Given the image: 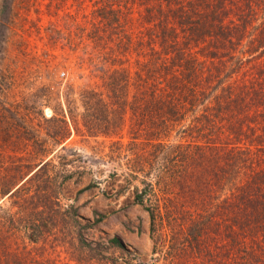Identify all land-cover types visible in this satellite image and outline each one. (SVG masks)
<instances>
[{"label":"rangeland","instance_id":"1","mask_svg":"<svg viewBox=\"0 0 264 264\" xmlns=\"http://www.w3.org/2000/svg\"><path fill=\"white\" fill-rule=\"evenodd\" d=\"M248 1L260 16L250 28L243 24ZM139 76L180 99L193 98V87L209 92L206 105L227 84L236 101L251 82L264 89V0H0V248L26 243L27 264H77L52 231L43 230L39 244L24 233L35 218L51 230L59 202L61 215L70 211L59 225L67 229L73 216L82 226L74 236H116L151 259L150 216L135 198L150 177H133L127 163L105 157L118 138L127 144L123 159L147 145L148 125L135 109ZM175 78L180 89L169 86ZM119 100L125 110L116 108ZM251 102L225 112L263 120V103ZM202 109L179 108L184 120L166 139L182 141L181 128ZM107 121L120 126L114 138L97 133Z\"/></svg>","mask_w":264,"mask_h":264},{"label":"trees","instance_id":"2","mask_svg":"<svg viewBox=\"0 0 264 264\" xmlns=\"http://www.w3.org/2000/svg\"><path fill=\"white\" fill-rule=\"evenodd\" d=\"M247 6L249 11L243 12V24L250 28L260 16L249 1ZM222 15V11L215 13L216 22L220 23ZM108 77L105 74V78ZM139 77L134 83L139 94L135 109L137 107L140 117L146 119L150 134L145 139L147 145L123 159L127 144L118 138L111 142L112 154L105 157L112 161L114 157L119 158L115 161L127 163L133 177L141 174L150 177L142 180V188L135 187V198L150 216L151 259L141 260L138 253L116 236L88 240L80 230L75 231L74 236L73 228L82 226L73 216L72 225L67 229L59 225V219L63 221L64 214L70 212L67 210L61 215L59 212L64 206L59 202L56 204L59 216L51 222V230L45 221L35 218L30 229L24 232L26 239L39 244V234L45 229L52 231L55 239L67 247L70 261L77 264H264V109L260 121L255 112L242 120L239 119L241 114L226 113L232 110L234 102L237 109L243 102L248 103L247 108L253 106L252 98L264 105L261 81L243 86V93L254 94L249 100L243 96L246 94H241L236 101L234 97L238 92L227 84L222 93H216L213 102L206 105L201 104V99L209 92L201 96L193 87L190 88L193 98L180 99L170 92L158 93L155 83L151 85ZM169 86L180 89L181 84L175 78L170 79ZM144 91L147 96H140ZM115 103L121 110L127 107L125 100ZM105 104L107 112H111L113 103ZM200 105H203L202 112L179 132L183 140L175 144L170 138L166 139L172 127L184 120L185 114H180L179 108L193 112ZM115 110L114 107L112 111ZM86 128L91 135H97L90 126ZM102 128L98 134L114 138L120 126L107 121ZM144 129L141 124L137 134ZM198 132L202 133L201 138ZM128 145L134 146L132 141ZM127 149L128 153L133 151L132 147ZM64 221L67 224L70 220ZM16 224L22 225L15 222L13 228ZM8 247L9 244L4 243L0 248V264H27V258L32 257L33 251L26 243L12 250Z\"/></svg>","mask_w":264,"mask_h":264}]
</instances>
